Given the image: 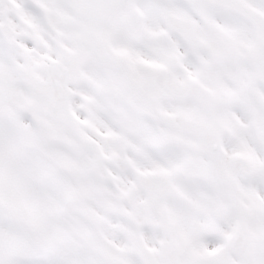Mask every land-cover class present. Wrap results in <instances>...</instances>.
I'll return each instance as SVG.
<instances>
[{
    "label": "snow or ice",
    "instance_id": "6c2138e0",
    "mask_svg": "<svg viewBox=\"0 0 264 264\" xmlns=\"http://www.w3.org/2000/svg\"><path fill=\"white\" fill-rule=\"evenodd\" d=\"M0 264H264V0H0Z\"/></svg>",
    "mask_w": 264,
    "mask_h": 264
}]
</instances>
